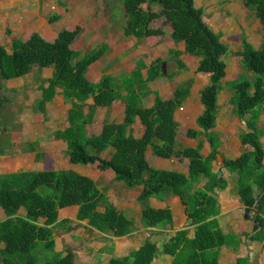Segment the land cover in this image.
Masks as SVG:
<instances>
[{"label": "trees", "instance_id": "1", "mask_svg": "<svg viewBox=\"0 0 264 264\" xmlns=\"http://www.w3.org/2000/svg\"><path fill=\"white\" fill-rule=\"evenodd\" d=\"M123 2L127 15L126 36H132L139 44L149 36H164L163 26L168 24L173 40L183 41L185 51L199 57L198 72L210 74L208 83L200 91L203 111L197 123L202 130L189 129L187 133L193 138L206 134L212 146L207 156L201 153V143L196 147L178 144L179 122L174 113L189 92L190 82L179 84L170 98H164L148 84L169 75L162 67L164 59L157 58L148 64L143 57L137 60L134 70L123 74L121 79L117 80L104 70L100 79L94 82L87 75L89 67L104 56L109 45L104 42L85 52L72 48L78 29H62L53 40L33 31L12 50L0 44V85L27 75L34 67L39 70L52 68L51 75L39 84L41 97L36 100L34 109L46 113L47 104L61 88L63 99L70 107L66 126L55 130L53 137L66 142L69 161L83 165L97 163L102 170H113L115 179L125 186L141 185L137 196L141 227L150 228L152 233H163L173 221V212L170 207L152 206L151 197L165 200L176 195L185 205L188 225L194 226L192 237L188 235L189 229L183 228L161 246L158 240L147 238L129 254L112 256L110 264H154L161 253L172 256L171 264H220L221 247L237 248L241 243L240 236L224 233L217 217L220 211L217 189L228 183L221 171L213 169L220 147L211 134L217 120V96L226 75L224 56L230 48L221 39V34L205 22L204 11L196 6L195 0ZM241 2L253 12L264 30V0ZM153 5H158V10ZM157 19H163L165 25L153 27L151 23ZM241 44L242 48L235 51L241 56L240 64L244 71L256 75L255 79L250 78L253 81L241 80L240 76L232 84L233 112L245 120L247 130L240 134L242 153L234 160L224 159V166L237 173L236 190L245 205L246 218L254 224L255 234L248 232L245 235L264 241V145L260 140L263 131L258 126L259 115L254 112L257 105L264 103V41L260 48H255L245 35H241ZM174 53L179 57L177 52ZM177 61L180 67L185 66L180 58ZM151 92L155 99L151 106H146L144 98ZM116 100L125 104L123 120L116 122L106 118L99 134H89L88 126L92 124L97 108H108ZM138 120L144 130L140 137H135L134 125ZM6 136H0V155L8 152ZM36 144V141L28 143V149L36 150ZM148 149L162 158H187L188 173L151 165L146 157ZM105 152L110 153L109 157L103 155ZM42 156L43 153L36 151L37 160ZM202 181L204 184L200 185ZM253 184L259 189L257 195ZM72 205L78 206V220H88L90 226L101 232L121 237L138 228L131 216L109 201L106 187L100 188L91 176L74 169L0 173V207L6 214L0 221V241L4 243L0 249V264H77L68 247L56 250L57 228L73 229L69 218H59V210ZM21 207L26 209L24 215L19 213ZM39 241L44 242L45 251L53 252L45 262L39 256ZM248 262V258H237L238 264Z\"/></svg>", "mask_w": 264, "mask_h": 264}, {"label": "rangeland", "instance_id": "2", "mask_svg": "<svg viewBox=\"0 0 264 264\" xmlns=\"http://www.w3.org/2000/svg\"><path fill=\"white\" fill-rule=\"evenodd\" d=\"M198 3H200V0H198ZM210 3L222 4L223 10L228 12V14H223V18L231 26L240 24L242 28H245L246 24L243 23H248L254 34H259L262 41H264V30L261 28L259 20L252 11H249L244 6L241 0L232 2L230 0H215ZM208 5L206 4L207 8ZM144 6L146 7L147 4L145 3ZM242 6L245 10L243 8L240 10ZM203 11L209 17L206 14L207 10L205 8ZM55 15L57 18H52ZM51 18L52 20H50ZM126 22L127 15L123 0H0V44L4 45L7 49H13L19 42H23L24 38L28 37L32 31H38L46 39L52 40L60 30L65 28L79 30L77 38L72 44V48L76 50L85 52L106 42L109 45L108 50L103 57L90 66L87 72L88 77L94 82H97L96 80L103 75L104 70L107 73L111 72L119 80L123 77V74H128L134 70L139 58L143 57L147 63L151 61L152 52L150 46L152 43L147 42L143 45V41H146L144 38L137 44L132 36H126L124 34ZM154 25L162 26L165 24L160 19ZM243 33H245V30ZM161 37L162 41L167 39L166 35ZM169 37L172 38L171 35ZM173 42L174 48L171 53L175 54V51L180 56L183 48L179 42ZM179 44L180 46L178 47L177 45ZM228 45L231 46L230 44ZM168 56L171 57V55ZM174 58L176 60L173 64L171 60L165 59L162 67L164 71L169 72V75L167 77L164 76V78L173 79L175 82L174 78L181 69H184V66L180 67L178 65L177 60L179 57ZM51 73L52 68L50 67L43 70L34 67L27 75L13 78L3 83V86L0 85V136L7 135L8 142V146L5 147L8 152L0 155V173L48 168L70 169L68 167L75 166L74 170L91 176L96 180L100 188L106 187L109 201L119 210L125 213L127 211L135 221L136 226L140 227L136 232L124 236L120 242L117 241V238H113L114 235L110 232L111 238L114 241H109L107 245H110L109 247L111 248V246L119 243L121 251L115 253L114 249L111 248L113 252L106 255L105 259H99L101 262H97L98 260L91 261V264H109L110 256L113 254L118 255V253L121 256L129 254L131 250L135 249L136 246L143 243L147 238L158 240L161 246L167 240L169 233L171 235V233L174 234L175 232L171 230V232L164 231L163 233L156 234L152 233L150 228L141 227V207L137 200L141 187L135 186L134 188H129L126 186L130 189L127 190L123 186L114 185L113 182L110 184V179H113V176L111 173H105L104 170L100 169L97 163L73 165L69 161L66 142L53 137L55 130L66 126L67 111L70 107L69 103H66L63 99L60 92L61 88L57 89L58 92L54 99L47 104L46 113L35 111L36 100L41 97L39 84L44 78L50 76ZM144 74L146 75V71H144ZM251 74L256 75L253 72ZM188 75V77L182 78V82L191 81L192 72H189ZM249 75L250 72L245 71V76H241L240 79L251 80ZM1 82L2 80H0V84ZM149 85H153V82L151 81ZM161 85L162 83L154 87L160 88ZM122 102V100L114 102V108H97L94 120L88 126V133L93 135L99 134L106 118L121 120L123 113ZM258 107L260 105L254 108L255 113H257ZM181 133L182 135L185 134L184 128ZM181 138L183 137L181 136ZM33 141L37 142L36 150L31 151L28 149V143ZM36 151L43 153L40 160L36 159ZM109 154V152H105L103 155L108 157ZM156 159L150 158L153 165L156 162L159 163ZM168 163L171 162L168 161ZM173 164L172 162V164L168 165ZM173 201L171 200L172 206L176 204ZM177 204L181 203L177 202ZM138 206L139 209L136 208ZM100 209L102 210L103 207L101 206ZM65 212L68 216H73L75 215V208H67ZM73 221L71 225L75 228L72 231H67L66 234L69 236H66L65 239V234L62 233L65 230L57 228L56 240L58 247H69L67 246L68 241L66 239L73 241L70 240L72 239L70 237L72 233L80 231L82 236H80L79 239L81 240L78 244L84 243V239L88 238L90 239V244L95 246L90 249L92 251H101L96 247L98 243L102 242L101 237H97L93 232L84 230V225L88 223V220H84L83 223L78 220ZM103 237L107 238L106 236ZM124 240H132L133 246H126L128 244ZM43 244V241H39V252L41 251L39 256L42 262H45L47 261L46 258L53 256V252L45 251ZM69 249L71 250L70 247ZM79 251V249H73L72 252L75 254L74 259L77 258V264H83ZM96 256L99 258L100 253H97ZM171 258V255L168 254L157 255L154 264H171Z\"/></svg>", "mask_w": 264, "mask_h": 264}, {"label": "crops", "instance_id": "3", "mask_svg": "<svg viewBox=\"0 0 264 264\" xmlns=\"http://www.w3.org/2000/svg\"><path fill=\"white\" fill-rule=\"evenodd\" d=\"M213 1L215 0H200V3H198V0H196L195 4L197 7H200L202 9L205 8L207 10L206 14L209 17L205 15V11H204L203 18L205 22L210 26V28L213 31L221 33V39L226 44L228 43L231 45V46L228 45L230 48V52L224 56V59L227 63L226 75L222 80V88L219 91L218 96H217L218 111H217L216 125L211 130V134L214 135L220 147L219 153H218L219 157L216 161H214L213 169L214 171L221 170V172L223 173V176L226 178L227 183H228L225 185L224 188L217 189V196H218V201H219V206H220V211L217 217L219 219L220 226L222 230L224 231V233H234L237 236L241 237V243L237 248H234L232 246H227V245H224L221 247L219 263L220 264H238L237 258L244 257V258H248L249 260L248 264H264V241L253 240L249 236L245 235L248 232L250 233V235H253L255 234V231L253 230V227H254L253 222L250 219L246 218L245 216V213H244L245 205L242 203L241 198L238 194V191L236 190V180L238 177L237 173L230 172L227 169V167L224 166V159L234 160L242 153L243 149H242V145L240 141V134L243 131L247 130L245 120L238 118L234 114L233 104L231 103L232 97L234 95L232 84L240 76L245 75V71L240 64L241 56L237 55L235 51H238L242 48L241 35H245L247 39L254 45L255 48H260L263 41L260 38L259 34L258 35L254 34V31L248 25V23H245V22L243 23V24H246L245 28H242L240 24L231 26L229 23H227L225 18H223V14H228V12L223 10L222 4L217 5L215 3H210ZM232 1H235V0H230V2ZM206 4H209L208 8ZM153 8L155 10H158L159 6L153 5ZM242 8L243 6L240 7V10ZM243 9L245 10V8ZM158 20L160 19L154 20L151 23V25L155 28L162 27L161 25L160 26H155L156 24L154 25V23L157 22ZM163 29L167 37L166 40L162 41V37L160 35L149 36L144 39L146 41H143V45L146 44L147 42L152 43V45L150 46V50L152 52L151 61L157 58H162L164 60L165 59L171 60L173 64V62L175 61V58H174L175 55L171 53V51L174 48V42H173L174 40L173 38L169 37L171 34V26L166 24L163 27ZM244 30H245V33H243ZM29 36L24 39L25 40L28 39ZM156 38H159V39H156ZM233 40L235 41L232 42ZM179 43L181 44L183 48L182 50L183 52L179 56V58L184 62L185 66H184V69H181V71L174 78V80L176 81L174 82L173 79L170 80V79L162 77V78L153 80L152 81L153 85H149V87L152 89V91H158L164 98H170L175 88L179 84L183 83L182 78L188 77L189 72H192V78L190 81L191 83L190 90L184 96L182 104L180 105V107H178L175 110V113H174L175 119L179 122L177 139H178V144L180 146L196 147L199 145V143H201L202 144L201 153L204 156H207L211 152L212 146L206 134L202 133L197 138H193V137L188 136L187 133L189 129L202 130L198 126V123H197V118L203 111V105L200 100V91L208 83L210 74L205 73V72H197L199 57L188 54L185 51V46H184L183 41ZM180 44L177 46L179 47ZM167 54L171 55V57L168 56ZM144 71H147V68L143 69V73ZM110 74L113 75L111 72ZM249 76L251 79H255V76L253 74L250 73ZM159 80L161 81L159 82ZM160 83H162L160 88L154 87L155 85H159ZM154 99H155V94L154 92H151L147 97L144 98V104L146 106H151L153 104ZM116 101L120 102L121 100H116ZM114 106L112 105L110 107L114 108ZM259 108H261V110H259ZM122 109H123V113H122L121 120L119 121L112 120V119H109V120L121 122L124 118V109H125V104L123 102H122ZM257 114L259 115L258 126L263 131V135L261 136L260 140L262 141V144L264 145V103L261 104L260 107H258ZM134 126H135V129L133 132L134 136L140 137L143 133L144 126L141 124L139 120L135 123ZM183 128L185 129L184 135H182L181 133ZM181 136L183 138H181ZM146 157L149 160L151 165H153V163L151 162L150 158L151 159L159 158V159H156L159 163L156 162V164L153 165L155 167L173 169V170H177L183 173H188L189 161L187 158L175 157V156L171 158H162V157L154 155L151 149L147 150ZM168 161H170L171 163H168ZM172 162L174 163L173 165H168V164H172ZM74 167L70 166L68 168L74 169ZM104 171L105 173L107 172L111 173V175L113 176V179H110V184L113 182L114 185L123 186L127 190H130L124 185L123 182H120L115 179V173L113 170L107 169ZM203 184H204V181H202L200 185H203ZM137 186H139V188L141 187V185H137ZM253 188H254L255 195H257L259 192L257 185L253 184ZM156 198L158 197H151L149 199V201L151 200L150 203L152 206L157 207V208L170 207L173 212V221L171 224H168L169 227L167 226V228L165 229V232L167 231L171 232V230L176 232L177 230L188 228L189 229L188 235L189 237H192L194 235V226L188 225V216L185 211V205L182 203L179 196L173 195V196L168 197L165 200H162L160 198L156 199ZM171 200H174L173 203L174 202L176 203L174 206H172ZM177 202H180L181 204H177ZM67 208L68 209L75 208V215L68 216L65 212ZM136 208L139 209V206ZM77 212H78L77 205H72L69 207L61 208L59 210V218L60 219L69 218L71 220V223H73L74 222L73 220H78ZM19 213L24 215L26 213V209L24 207H21L19 210ZM126 215L130 216V214L127 213V211H126ZM5 218H6V214L3 208L0 207V221L4 220ZM78 221L82 223L84 222V220H78ZM177 221L179 222L177 223ZM139 227L140 226H138V228ZM74 228L75 227H73V229ZM138 228L132 231L131 233L139 230ZM84 230L93 232L97 237H101L102 242L96 245V247L101 251H92V249L90 248L95 247V246L93 244H90V239L85 238L84 243L78 244L81 240L79 238L80 236H82V233L80 231L72 233V235L70 236L72 239L70 240H73V241H69L68 239H66L68 241L67 246H69L72 251L73 249L75 250V248L80 250L79 252H80V256L82 258L81 260L83 264H91V261H97V260H98L97 262H101L100 260L105 259L106 255H108L110 252H113L111 251V248L114 249L115 253H117L118 251L119 252L121 251L119 243L116 244L115 246H111V248L109 247L110 245H107V243L111 241L110 233L101 232L95 227L88 225V223L84 225ZM153 230H159V229L153 228ZM62 233L65 234L64 239L66 238V236H69L68 234H66L67 233L66 230L63 231ZM171 235L173 234L171 233ZM171 235L169 233V236L167 237V239ZM103 236H106L107 238ZM56 237H57V230H56ZM123 237L124 236H121V237L114 236L113 238H117V241L120 242V240H122ZM113 241L114 239L112 240V242ZM124 241L128 244L126 246H131V245L133 246L134 244L132 240H128V241L124 240ZM141 244L136 246V248L140 247ZM3 247H4V243L0 241V249ZM56 249L57 251H62L64 249L62 247L61 248L58 247L57 240H56ZM97 253H100L99 258L96 256ZM159 255L162 256L163 254H159ZM112 256H121V255L120 253H118V255L113 254ZM112 256H110L109 258V261H108L109 264H110V259ZM74 258H75V254H74ZM74 260L77 263V258Z\"/></svg>", "mask_w": 264, "mask_h": 264}, {"label": "clouds", "instance_id": "4", "mask_svg": "<svg viewBox=\"0 0 264 264\" xmlns=\"http://www.w3.org/2000/svg\"><path fill=\"white\" fill-rule=\"evenodd\" d=\"M33 32V31H32ZM2 45V44H1ZM4 46V45H3ZM9 50V49H8ZM10 50H12V49H10ZM137 249V248H136ZM161 254H163V253H161Z\"/></svg>", "mask_w": 264, "mask_h": 264}, {"label": "water", "instance_id": "5", "mask_svg": "<svg viewBox=\"0 0 264 264\" xmlns=\"http://www.w3.org/2000/svg\"><path fill=\"white\" fill-rule=\"evenodd\" d=\"M257 202H258V200H257Z\"/></svg>", "mask_w": 264, "mask_h": 264}]
</instances>
